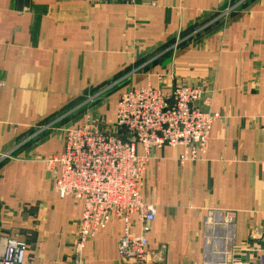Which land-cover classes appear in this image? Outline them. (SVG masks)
I'll use <instances>...</instances> for the list:
<instances>
[{"label":"crops","instance_id":"0c3cea01","mask_svg":"<svg viewBox=\"0 0 264 264\" xmlns=\"http://www.w3.org/2000/svg\"><path fill=\"white\" fill-rule=\"evenodd\" d=\"M146 85L200 86L197 106L217 116L199 160L150 153L139 195L163 254L148 264L264 250V0H0V236L26 243L25 264H122L115 221L76 252L82 204L56 194L44 160L87 113L113 123L118 96Z\"/></svg>","mask_w":264,"mask_h":264},{"label":"built area","instance_id":"2783aa9c","mask_svg":"<svg viewBox=\"0 0 264 264\" xmlns=\"http://www.w3.org/2000/svg\"><path fill=\"white\" fill-rule=\"evenodd\" d=\"M233 9L227 5L212 23L223 24ZM183 41L176 39L172 49H177ZM204 94L200 86L178 85L168 90L150 85L133 88L118 96L112 126L87 113L81 125L63 132L61 152L46 158L44 163L55 175L56 194L82 204L77 253L98 231L115 221L121 225L116 248L120 263L148 264L160 259L162 250L151 253L148 249L146 237L156 207L141 199V177L153 150L177 148L179 163L200 159L217 118L197 106ZM92 100L93 97L87 99ZM119 130L122 137L117 134ZM137 147L141 155L137 154ZM10 158V153L0 154V163ZM135 226L137 235L132 233ZM219 252L218 261H212L214 257L209 253L204 264H264L261 249L231 247ZM26 256L24 241L0 236V264H25Z\"/></svg>","mask_w":264,"mask_h":264},{"label":"rangeland","instance_id":"374dc122","mask_svg":"<svg viewBox=\"0 0 264 264\" xmlns=\"http://www.w3.org/2000/svg\"><path fill=\"white\" fill-rule=\"evenodd\" d=\"M214 20V19H213ZM212 20V21H213ZM213 24H215V23H213ZM208 26L210 27V26H212V23H210L209 25H206L204 28H208ZM202 30H207V29H202ZM202 30H198V31H193V32H191V34H189L188 36H186V37H184V40H188V42L189 41H193L194 40V38L196 37V35H199V33H202V32H204V31H202ZM180 39H182V38H180ZM185 43V41L182 43V44H184ZM107 93H109L108 91H107ZM110 94V93H109ZM94 98V97H93ZM108 109H110V107H108ZM106 121V120H105ZM104 121V122H105ZM114 124V122L112 123H110V122H108V121H106L105 122V125H107V126H112ZM243 248V247H242Z\"/></svg>","mask_w":264,"mask_h":264},{"label":"water","instance_id":"95a60500","mask_svg":"<svg viewBox=\"0 0 264 264\" xmlns=\"http://www.w3.org/2000/svg\"><path fill=\"white\" fill-rule=\"evenodd\" d=\"M117 134H118L119 137H122V136H123L121 130H119V131L117 132Z\"/></svg>","mask_w":264,"mask_h":264},{"label":"clouds","instance_id":"9594fccd","mask_svg":"<svg viewBox=\"0 0 264 264\" xmlns=\"http://www.w3.org/2000/svg\"><path fill=\"white\" fill-rule=\"evenodd\" d=\"M13 243H15V242H13Z\"/></svg>","mask_w":264,"mask_h":264}]
</instances>
